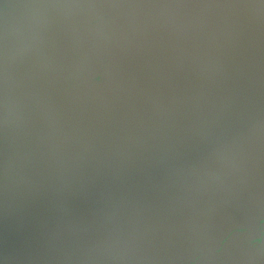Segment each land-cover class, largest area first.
<instances>
[{
	"label": "water",
	"instance_id": "1",
	"mask_svg": "<svg viewBox=\"0 0 264 264\" xmlns=\"http://www.w3.org/2000/svg\"><path fill=\"white\" fill-rule=\"evenodd\" d=\"M0 264H264V0H0Z\"/></svg>",
	"mask_w": 264,
	"mask_h": 264
}]
</instances>
